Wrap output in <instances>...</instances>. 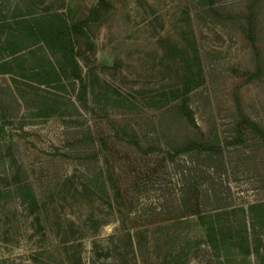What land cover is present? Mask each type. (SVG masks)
Wrapping results in <instances>:
<instances>
[{
  "label": "rangeland",
  "instance_id": "374dc122",
  "mask_svg": "<svg viewBox=\"0 0 264 264\" xmlns=\"http://www.w3.org/2000/svg\"><path fill=\"white\" fill-rule=\"evenodd\" d=\"M216 3L222 17L202 12L196 0L36 1L39 9L59 8L69 22L82 77L90 84L87 107L79 105L78 86L68 81L60 90L27 88L28 105L21 102L7 132L0 133V190L13 188L4 176L14 173L16 181L32 185L40 207L36 219L15 196L0 201V264H81L73 255L84 264H166L181 248L180 264H221L197 217L175 218L181 169L190 166V156L171 161L163 152L139 151L127 141L134 136L130 127L129 137L120 139L113 127L114 121L130 124L153 143L192 135L186 123L160 121L149 104L182 85L183 58L196 47L205 80L189 94L195 121L206 135L231 142L224 147V169L207 171L218 201L211 196L202 207H243L250 228L249 205L264 202V150L236 125L240 104L264 126V0L254 26L239 14L247 0ZM74 25L83 33L74 32ZM0 81L10 82L8 76ZM41 97L71 115L34 117L31 104ZM254 226L264 232V221ZM229 264L264 260L234 252Z\"/></svg>",
  "mask_w": 264,
  "mask_h": 264
},
{
  "label": "trees",
  "instance_id": "16d2710c",
  "mask_svg": "<svg viewBox=\"0 0 264 264\" xmlns=\"http://www.w3.org/2000/svg\"><path fill=\"white\" fill-rule=\"evenodd\" d=\"M36 1L38 0H13L10 6L7 5L6 0H0V80L6 76L10 80L7 85L0 81V120L2 121L0 133L7 132V126L19 114L21 102L28 105L27 88L39 89L41 86H47L60 90L65 88V82L68 81L78 86L76 100L79 105L87 107L90 84L82 77L83 69L77 58L73 31L69 22L59 8L47 5L39 9ZM196 4L202 12H206L212 18L221 16V7L217 5L216 0H196ZM260 9L261 0H247L246 7L239 14L247 24L254 26L258 24L256 17ZM73 30L77 34L83 33L82 28L77 25L73 26ZM248 32L251 33L250 30ZM183 59L187 66H185L182 85L161 92L157 97L152 98L154 100L149 105L158 112L160 121L170 117L174 122L186 123L191 127L192 135L179 136L181 137L179 140L175 139V136L165 137L164 142L153 143L145 136L138 135L130 124L114 121L115 137L118 139L121 135L129 137L126 128L130 127L134 136L127 138V141L139 151L163 152L171 161L180 155L190 156V166L181 169L184 179L175 218L188 219L196 216L204 242L217 257H220L221 264H229L234 252H237L242 259L254 253L264 260V232L256 231L254 226L255 222L260 221L262 224L264 221V202L249 205L250 228L246 222L247 211L243 207L234 208L231 205L202 207V201H210L211 196L214 197V201H218L215 192L211 190L214 188L207 185L209 176L207 171L224 169V147L231 142L227 140L222 144L218 135L215 137L206 135L196 123L190 107L189 94L204 83L205 76L196 47H193L191 52H187ZM90 92L94 98L99 97L93 88ZM31 105H35L36 110L32 113L34 117L59 115L64 118L71 115L70 112L44 97L35 100ZM76 106H74L75 110L78 109ZM238 111L237 129L244 126L248 136H251L250 139L264 150V126L245 113L240 104ZM107 145L106 138H102L100 147L106 149ZM93 154L95 157L98 155L96 152ZM83 155L88 156V153ZM5 156H10L8 151ZM10 161L12 168L14 158ZM184 169L187 172H184ZM202 173L206 175H203V178ZM98 174L104 176L102 168L98 170ZM16 177L14 173L4 176L6 181L11 178L10 185H13V188L0 190V201L8 195H13L31 215L39 219L37 211L40 207L32 185L28 181H16ZM83 187L87 188V185ZM239 213L242 214V218H236ZM180 250L172 251L166 264H180L179 260L184 252L182 248ZM72 258L84 264L79 256L73 255ZM125 264L136 263L133 261Z\"/></svg>",
  "mask_w": 264,
  "mask_h": 264
}]
</instances>
